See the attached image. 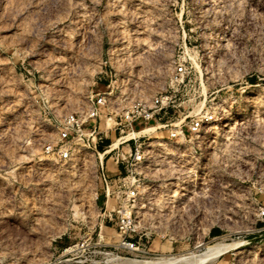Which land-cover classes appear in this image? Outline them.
Segmentation results:
<instances>
[{"label": "rangeland", "instance_id": "1", "mask_svg": "<svg viewBox=\"0 0 264 264\" xmlns=\"http://www.w3.org/2000/svg\"><path fill=\"white\" fill-rule=\"evenodd\" d=\"M177 58L187 76L170 114L213 105L219 117L195 147L167 137V117L135 123L146 137L132 174L105 157L108 177L137 179L148 253H131L113 220L99 228L97 153L79 141L59 159L45 145L91 94L121 107L170 87ZM119 136L105 130L97 150ZM261 208L264 0H0V264L208 256L218 242L227 247L200 264H264Z\"/></svg>", "mask_w": 264, "mask_h": 264}, {"label": "built area", "instance_id": "2", "mask_svg": "<svg viewBox=\"0 0 264 264\" xmlns=\"http://www.w3.org/2000/svg\"><path fill=\"white\" fill-rule=\"evenodd\" d=\"M186 76V60L180 61L177 58L174 60L171 73V86L149 99L132 98L121 107H113L109 92L91 94L85 109L69 111L63 115L59 123L57 139L45 145V151L59 159H70L74 154L73 145L79 141L97 153L100 180L105 197L103 207L100 208L99 228L107 221L113 220L120 236L118 246L127 252L148 253L140 247L139 242L140 223L136 209L140 197L137 179L130 175L108 177L104 170V159L109 155L116 166L121 165L125 172L130 171L132 174L128 166L142 163L143 140L138 141L146 136L145 134L131 136L114 148H111L112 142H110L103 146L102 157L99 156L97 145L103 142L105 130L112 129L120 135L119 137H122V134L127 135L140 129L134 127L135 123L140 126L149 121L157 122L163 117L167 119L159 125L167 128L169 139L187 142L193 147L198 145L206 131L217 121L219 111L217 107L207 105L193 115L184 114L181 119L173 118L174 113L170 114V111H173L175 107L174 92L184 82ZM102 115L106 118L105 129H101L100 126ZM123 143L128 146V152H122L119 148ZM258 213L263 216L264 208L259 209Z\"/></svg>", "mask_w": 264, "mask_h": 264}, {"label": "bare ground", "instance_id": "3", "mask_svg": "<svg viewBox=\"0 0 264 264\" xmlns=\"http://www.w3.org/2000/svg\"><path fill=\"white\" fill-rule=\"evenodd\" d=\"M141 130L142 129H139L137 132L129 133V134L125 135V136L116 138L115 141L118 140V139H120V141L119 142L118 141L115 142V145L117 146L123 140H126L129 137H131V136L140 135L139 132ZM113 143L114 142H112V144H111V148L116 147V146L113 147V145H114ZM101 153L102 152H99V156L100 157H102ZM226 247L227 246L225 245V243L223 244V243H220V242H218V243H216L214 245H211V246H209V247H207L205 249V251L208 254H210L208 256H205V254H203V255H200V254H189V255H181V256L160 257V258H157L155 260H135V259H129V258L126 259V258H122V257L112 256L110 258V261L114 262L115 264H200V261L202 262L205 258H210L214 254H216L217 252H215V251L223 250ZM200 256H203L202 257L203 260L200 258Z\"/></svg>", "mask_w": 264, "mask_h": 264}]
</instances>
